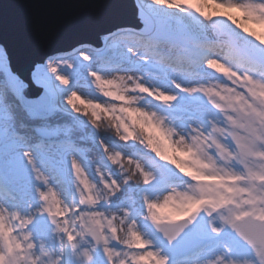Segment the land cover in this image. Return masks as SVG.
I'll list each match as a JSON object with an SVG mask.
<instances>
[{
  "label": "clouds",
  "instance_id": "9594fccd",
  "mask_svg": "<svg viewBox=\"0 0 264 264\" xmlns=\"http://www.w3.org/2000/svg\"><path fill=\"white\" fill-rule=\"evenodd\" d=\"M142 4L139 29L81 54L82 85L52 76L29 111L54 102L50 134L94 148L46 119L18 137L0 264H264V0Z\"/></svg>",
  "mask_w": 264,
  "mask_h": 264
},
{
  "label": "water",
  "instance_id": "95a60500",
  "mask_svg": "<svg viewBox=\"0 0 264 264\" xmlns=\"http://www.w3.org/2000/svg\"><path fill=\"white\" fill-rule=\"evenodd\" d=\"M138 9L136 0H0V46L11 71L28 85L20 95L22 105L37 111L45 93L32 81L36 65L99 48L104 37L120 29H139Z\"/></svg>",
  "mask_w": 264,
  "mask_h": 264
},
{
  "label": "rangeland",
  "instance_id": "374dc122",
  "mask_svg": "<svg viewBox=\"0 0 264 264\" xmlns=\"http://www.w3.org/2000/svg\"><path fill=\"white\" fill-rule=\"evenodd\" d=\"M140 4L138 9V15L140 17H143L145 14V6L142 4V0H139ZM134 28H126V29H120L110 36L103 39V42L106 41V45L110 43H117L120 39L126 37L127 35H131ZM175 37L177 43L183 42V39L186 37V33L183 29V24L178 22L176 26V32ZM91 48V47H90ZM99 48H95L92 50H89L88 48L78 51L71 55H60L55 57L54 59L50 60L49 62H46L45 64L37 65L35 67L34 72H32V81L35 85H40L39 87L45 89V85L51 83L52 76H55L56 78L60 80H65L70 83L71 86H80L84 83V75H85V66L82 63V56L81 54H89L94 51H96ZM0 69L4 71L5 77L0 80V180L4 179L5 172L7 169L11 168V157L13 155V152L16 147V141L19 136H27L29 133L32 134V132H27L25 130V127L22 126H14V123H12L9 112L16 113L14 111L16 104L14 102L12 103L11 108L7 110V108L4 106V100H3V89L5 85V81L9 82V84L12 85V88L16 90V93L18 97L20 96V89L18 88V82L16 76L10 71L9 64L7 60V56L3 49L0 48ZM27 85L23 82L22 90ZM53 93L55 92V85L52 86ZM7 92V90H6ZM15 100V99H14ZM191 102L187 101L186 99H181L180 101H177V104L180 108L185 107L187 104ZM49 110L51 112L57 111L56 104L50 103ZM59 112V111H57ZM68 122V121H67ZM12 123V124H11ZM32 128H28L29 131H32L38 127L41 126L40 122H32L31 123ZM48 126V132L45 133L46 138L50 139L52 137H57L59 135L62 136H68V137H74L76 142L87 143L88 145H93V140L88 137L87 133H72L69 132L67 129H64L61 132H58L56 135H51L50 130L53 129L50 124L47 123ZM18 129V130H17ZM23 133V134H22ZM25 133V134H24ZM34 133L37 135V133L34 131ZM84 145V144H83ZM79 148L84 149V146L78 145ZM235 179V178H233ZM95 264H103V258L97 254L95 256Z\"/></svg>",
  "mask_w": 264,
  "mask_h": 264
},
{
  "label": "trees",
  "instance_id": "16d2710c",
  "mask_svg": "<svg viewBox=\"0 0 264 264\" xmlns=\"http://www.w3.org/2000/svg\"><path fill=\"white\" fill-rule=\"evenodd\" d=\"M0 75H1V77H5L4 71L1 69H0ZM1 77H0V80L2 79ZM16 78H17V82H18V88L21 90L23 87V82L18 77H16ZM3 85H5V87L2 88L4 91L3 92V94H4V96H3L4 106L7 108V110H9V108H11L13 102H14V104H16V107L14 109V111L16 113H13L10 111L8 115H9L12 123H14V126H16V127L22 126V125L28 126L27 128H25V130L27 131L25 133L32 132V135H36L34 133V130L32 131V129H31V131H29V129H28L30 127L32 128V126H33V125H31L32 122H40V124H43L45 122V119H46V123L50 124L52 127L55 128L57 125H64L68 121L69 118L67 116L62 115L60 112H57V111L50 112V114L47 117H45L44 119H40V118L30 119L28 113H29V111H33V110H28V109L22 107V105L20 104V101H19V97L16 93V90H14L12 88V85L9 84V82L5 81V83H3ZM6 90H7V92H6ZM62 130H63V128H61L59 130V132H61ZM66 138H68L67 135L66 136L59 135L57 137H52L50 139H48V138L47 139L55 141V140L66 139ZM71 138H74V137H71ZM76 144L80 145V146H84V149L94 148L93 145H88L85 142L82 143V141L79 143L76 142Z\"/></svg>",
  "mask_w": 264,
  "mask_h": 264
},
{
  "label": "bare ground",
  "instance_id": "6f19581e",
  "mask_svg": "<svg viewBox=\"0 0 264 264\" xmlns=\"http://www.w3.org/2000/svg\"><path fill=\"white\" fill-rule=\"evenodd\" d=\"M138 4H140V1L139 0H136ZM104 44L106 45V41H104ZM37 66V65H36Z\"/></svg>",
  "mask_w": 264,
  "mask_h": 264
}]
</instances>
